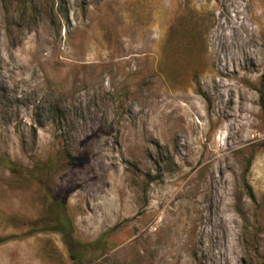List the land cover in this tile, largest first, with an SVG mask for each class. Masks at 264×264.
<instances>
[{
  "label": "rangeland",
  "instance_id": "obj_1",
  "mask_svg": "<svg viewBox=\"0 0 264 264\" xmlns=\"http://www.w3.org/2000/svg\"><path fill=\"white\" fill-rule=\"evenodd\" d=\"M263 84L264 0H0V264H264Z\"/></svg>",
  "mask_w": 264,
  "mask_h": 264
},
{
  "label": "trees",
  "instance_id": "obj_2",
  "mask_svg": "<svg viewBox=\"0 0 264 264\" xmlns=\"http://www.w3.org/2000/svg\"><path fill=\"white\" fill-rule=\"evenodd\" d=\"M263 86H264V84H263ZM260 95H261V100L262 101H264V92L263 91H260ZM60 224H61V226H63L62 228H63V233H65V237H70L71 235H70V231H69V222L67 221H65V219L64 218H62V221H60Z\"/></svg>",
  "mask_w": 264,
  "mask_h": 264
}]
</instances>
